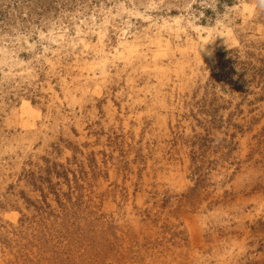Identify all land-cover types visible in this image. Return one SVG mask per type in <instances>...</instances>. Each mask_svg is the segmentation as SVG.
Segmentation results:
<instances>
[{"label": "rangeland", "instance_id": "obj_1", "mask_svg": "<svg viewBox=\"0 0 264 264\" xmlns=\"http://www.w3.org/2000/svg\"><path fill=\"white\" fill-rule=\"evenodd\" d=\"M0 264H264V0H0Z\"/></svg>", "mask_w": 264, "mask_h": 264}, {"label": "bare ground", "instance_id": "obj_2", "mask_svg": "<svg viewBox=\"0 0 264 264\" xmlns=\"http://www.w3.org/2000/svg\"><path fill=\"white\" fill-rule=\"evenodd\" d=\"M172 171V170H171Z\"/></svg>", "mask_w": 264, "mask_h": 264}]
</instances>
